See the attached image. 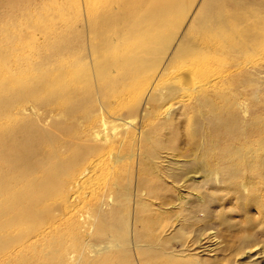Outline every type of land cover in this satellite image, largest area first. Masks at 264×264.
Listing matches in <instances>:
<instances>
[{"label": "rangeland", "instance_id": "obj_1", "mask_svg": "<svg viewBox=\"0 0 264 264\" xmlns=\"http://www.w3.org/2000/svg\"><path fill=\"white\" fill-rule=\"evenodd\" d=\"M66 1L12 0L14 3L1 5L0 21L7 23L8 28L5 33L17 37L14 40L0 39V44L4 43L2 49L4 45L6 47V53L0 55V67L11 69L9 72L15 70L16 74L22 69L20 72L28 79H39L48 57L60 48V6ZM164 1L168 4V13L153 32V40H145L138 49L148 48V53L137 50V60L162 59L165 55L162 53L173 46L169 44L175 41L174 36L179 32V15L183 19L189 8L195 7L200 0H176V3L169 0L172 4ZM207 3L212 7L213 19L211 16V20L208 19L205 5L202 15L199 13L198 21L190 30L189 38L199 42L200 46L204 43L218 44L219 50L210 57L203 49L189 45L180 54L181 59L176 60V69L196 73V85L208 84L219 78V85L208 96L215 103L211 101L208 106H195L192 115L187 117L182 111L184 103L198 101L200 97L191 89L193 87L182 88L178 90L182 92L177 94V91L171 96L165 93L161 101L146 103L139 99L137 93L128 96L138 91V85H135L138 88H130L132 91L111 85L109 100L115 104L111 113L104 115L98 109H91L87 103L81 113L73 117L70 104L60 98L53 104L52 114L45 113V122L38 125L39 128L30 129L25 136L29 141L26 159L31 154L36 156L31 145L37 134L42 138L48 136L46 143L52 148H60L61 158L69 159L73 153L75 155L83 149L85 153L89 147H95V155L92 154L91 158L99 166L94 183L116 187V191L112 189L110 199L103 202V199H98L101 200L99 203L102 202L99 206V209L102 206L99 210L100 214L101 211L103 213L101 219L94 222V215L90 213L85 217L86 224L82 218L81 223L78 217L74 221V217L82 212L85 214L91 206H98L95 199L85 211L80 201L74 202V198L66 200L61 209L56 204V197L50 198L46 210L52 220L44 227L47 240L31 248L43 264H146L147 260L150 264H264V192L255 194L254 198L252 183L248 179L251 175L245 166L250 156L264 157V1L207 0ZM222 16L227 17V21L219 27L218 19ZM254 33L255 44L251 37ZM56 60L61 63L60 58L54 59V68L57 67ZM42 90L38 93L41 98L39 104L46 106L51 98L50 92ZM88 91L90 94V88ZM35 103L30 105L38 115L43 106L40 108ZM231 112H235L241 128L235 134L227 133L223 128L215 127V130L209 124L210 117L227 118ZM201 114H204V119L200 130H196L194 122L201 120ZM15 115L9 118L14 125L2 131L6 138L26 125L23 119L18 118L14 122ZM113 118L117 120L110 123ZM30 119L35 122L33 113ZM114 124L118 127L113 131ZM226 161L240 165L241 172L232 186L224 181L221 172ZM25 163L21 170H28ZM44 164L46 166L47 161ZM33 173L18 188L22 189L24 185L23 190H28V193L33 181L45 182L44 179H36L39 173L38 176ZM92 181L89 191L94 185ZM141 181L145 182L143 186ZM149 186L154 194L149 193ZM135 210L139 213L133 214ZM76 224H83L80 230ZM55 234L62 239L60 245H56L55 240L50 241V235ZM48 241L54 245H49ZM2 251L4 256L0 264H25L22 258L11 260L12 256L7 254L11 248ZM54 251L56 256L49 254Z\"/></svg>", "mask_w": 264, "mask_h": 264}, {"label": "bare ground", "instance_id": "obj_2", "mask_svg": "<svg viewBox=\"0 0 264 264\" xmlns=\"http://www.w3.org/2000/svg\"><path fill=\"white\" fill-rule=\"evenodd\" d=\"M124 1L67 0L66 3H61L62 5L60 6L59 15L60 24L58 27L61 40L60 48L58 52L54 50L56 54L48 57L45 66H43L44 69L42 68L43 72L40 71L41 76L39 79L36 80L35 77V80L28 79L23 72H20L22 71V69L19 70L20 67L18 68L19 72L17 74L14 73L15 70L9 72L11 69L8 71L7 69L0 67V255L4 251H2V249L11 248L12 251L7 254L12 256V261L22 258L25 264H43L41 260H39V255L31 250V248L36 243L47 240L48 235H46L44 227L48 221L52 220L51 214L47 213L46 210L50 198L54 196L56 197V204H59L58 208L60 209L64 206L66 200L74 198V202L80 201L79 203L82 204V209L84 207L85 211L86 208L89 209L91 200L95 199L96 205L98 203V206L94 208L91 206L90 210H87L85 214L82 212L80 215L74 217V221H76V218L78 217V219H83V224H86L85 217L90 213H93L94 215V222H97V220L102 217V211L101 214L99 213L102 206L100 209L99 206L104 200L112 197L113 190L116 188L113 189L112 184L102 185L98 182L94 183V180H97V167L99 166L98 163H96V161L94 163L91 158L93 157L92 154L95 153V147H87L88 149L85 148L87 149V151L85 150V153L83 152V147V151H78L75 155L74 153L73 155L71 153L70 155H72V158L69 157V159H66V155L64 156V154L63 156L65 158H61L62 156H60L61 154L59 153L60 148L50 147L49 144L46 143L48 140H46V138L48 136L42 138L41 134H37L34 136L33 144L31 145L33 151H36V156L31 154L28 159H26V151L28 149L27 145L29 144V141L25 136L30 129L35 126L36 128H39V126L45 122V113L49 112L52 114V106L60 98L66 100L67 103L70 104V114L73 117L78 116L84 105L87 103H90L91 109H98V111L105 113L104 115L111 113L112 106L115 105L114 101L109 100L110 91L108 92V90L111 85H116L115 88L117 86L121 89L125 88L126 90L124 91L138 85L139 89H136L138 91H133L128 94V96L137 93L139 99L146 103L151 100L154 102L157 99H160L159 101H161V98H164L163 95L165 93H168V95L171 96L182 88L186 89L193 87L191 89H193L200 97H198V101H191V103L188 102V105L184 103L185 106L182 111L187 117L192 115L197 106H208L210 105L209 102H214V99L211 98L210 100V97L208 96H211L209 95V92H212V90L216 88L215 86L219 85V78L213 79L214 81L208 82V84L196 85L194 82V79L197 76H195L196 73H191L190 71L180 72L176 69V60L179 61L181 59L180 54L185 51L189 45H192L197 49H203L207 56H210L212 53L218 52L219 50L217 47L218 44L204 43V45L200 46L199 42L190 40L189 38L190 30L198 21L199 13L201 14V12H203V8H206L207 6L204 12L208 9L207 17L210 20L212 18V7L207 3V0H200L195 7L189 8L183 19L179 15L181 22L178 23V36L177 34L176 37L173 35L175 41L172 40L170 42L171 44H169H173V46L168 48L166 52L162 53V55L165 54L162 59L154 57L155 59L152 58V60H146L147 62H143L141 59L137 60V50L142 47L145 40H153V32L157 29L158 25H161L159 22L162 21V17L168 13L166 12L168 10V4L165 1L162 2L163 0H127L129 1L128 3H125ZM250 1L257 3V1L264 0ZM11 2L12 0H0V6L7 3L11 4ZM167 2H169V0H167ZM15 17L16 16H13L12 18ZM219 18V27H222V23L227 21V17L222 16ZM0 23L2 25L0 26V39H4L5 37L14 40L17 36L14 37V35L5 33L8 29L7 23L3 22V20H1ZM9 23L10 22H8V26ZM48 28L49 27H47V29ZM251 37L254 38L255 44L257 42L255 33L254 36ZM187 39L189 41H187ZM221 40L222 39L218 42H221ZM150 41L149 45L151 43ZM1 44L0 55L2 56L6 53L4 52L6 47L4 45V49H2L4 43ZM147 46L148 45L145 47L143 46V49ZM53 47L55 48L56 46ZM243 48H245V46H243ZM146 49L143 51L140 49L138 51L143 53L149 51L148 48ZM50 54L51 53H49V55ZM46 56L48 55L46 54ZM141 57H143V55ZM59 58L61 63H58V60H56L55 64L57 67L54 68V59ZM87 85L88 88H86ZM136 87L137 86H135V88ZM89 88L91 95L88 94ZM41 89H44L42 90L44 92H50L51 98L46 106H44L43 103L39 104L41 98H39L40 95L38 96V93H40ZM130 90L128 91L130 92ZM180 92L178 91L177 94ZM14 93L15 95H13ZM35 102L39 104L40 108L43 106L38 115H35L34 109L30 105V103L34 104ZM115 102H117V100ZM28 112L34 114L36 117L35 122L30 121L32 113L30 114ZM53 112V114L56 113L55 111ZM114 112H116V110ZM234 113L235 112H231L227 118L222 116L220 118L212 116L210 117L209 124L214 126L213 129L215 130L216 128H223L224 130L226 129L225 131H227V133L229 132L232 134L233 132V134H235L234 132L240 131L241 128L239 122L235 119ZM12 114H16L14 116V122L19 118L21 120L23 119L22 121L24 123L26 122V125H22L18 131L10 133L6 138V135L3 134L2 131H5L7 126L11 127L14 125L13 123V125L11 124L12 120L10 121V119H12L10 118ZM47 115L50 116L49 114ZM64 115L67 117V114ZM200 117L201 120H196L194 122L197 128L196 130H200L204 114H201ZM114 120L117 119L113 118L111 122H109L113 123ZM215 121L217 123H215ZM117 127L118 126L114 124L113 131L116 130ZM59 128H61V125ZM129 137H131V135ZM67 138H65V140L69 139ZM95 142L96 141H94V143ZM102 146H104V144H102ZM41 161H47L46 166L44 164L45 162L41 164ZM91 161L94 164L92 163L91 165ZM25 162L28 164L26 165L28 167V170L26 171L21 170V165ZM227 166L229 169H227ZM245 166L251 175L248 179L252 183L251 193L254 194L255 198V194L264 192V157L250 156L246 159ZM221 169L224 181L232 186L241 172L240 165L235 162L226 161ZM30 173L37 176L39 173V176L36 177V179H44L45 182L41 180L33 181L34 184L31 186V191L26 193L28 190H23L24 185H22V189L18 188V186L23 183V180L30 177ZM92 179L94 185L92 186L93 188L91 191H89L88 188L90 187V181ZM144 183L145 182L141 181L142 186ZM139 188L142 187L140 186ZM148 191L150 194H154V190L151 186H149ZM99 198H101V200L103 199L101 203H99L101 201L98 200ZM49 205L51 206V204ZM135 212L139 213L135 210L133 214ZM79 222L81 223V219ZM83 224H80V226ZM88 225L90 226V224ZM20 226H22V228ZM55 231L57 232V230ZM51 235L50 241L55 240V244L57 245L58 243L60 245L62 239H58L57 234L52 237ZM50 241H48L49 245H54ZM50 251L52 250L50 249ZM18 253L19 256L17 257ZM55 253L56 251L49 254H54V256H56ZM3 256V254L0 256V262ZM58 259H60V257ZM149 261L150 260H147L146 264H150L151 262ZM50 264H52V262H50Z\"/></svg>", "mask_w": 264, "mask_h": 264}]
</instances>
